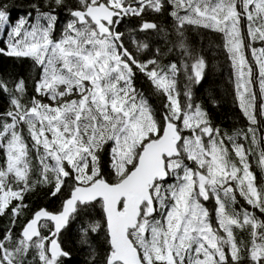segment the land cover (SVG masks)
I'll list each match as a JSON object with an SVG mask.
<instances>
[{"label": "snow or ice", "instance_id": "1", "mask_svg": "<svg viewBox=\"0 0 264 264\" xmlns=\"http://www.w3.org/2000/svg\"><path fill=\"white\" fill-rule=\"evenodd\" d=\"M31 7L34 15L13 22L0 2V54L30 59L39 70L31 96L25 79L12 87L0 80L10 96L0 112V216L10 209L11 217L0 236V264H65L70 253L61 233L97 206L108 246L103 264H264V135L257 136L264 123V0H43ZM57 9L70 17L59 37ZM165 11L171 32L146 18ZM125 18L139 19L127 42L119 30ZM201 28L222 36L246 130L222 132L193 99L207 63L187 33ZM153 35L170 47L139 59ZM173 52L177 60L158 59ZM137 73L163 97L159 114L136 87ZM38 185L69 195L56 212L36 210L17 234L25 193ZM100 229L99 221L84 220L82 242Z\"/></svg>", "mask_w": 264, "mask_h": 264}, {"label": "trees", "instance_id": "2", "mask_svg": "<svg viewBox=\"0 0 264 264\" xmlns=\"http://www.w3.org/2000/svg\"><path fill=\"white\" fill-rule=\"evenodd\" d=\"M0 2L8 5V11L13 22L30 12L34 15V10L31 7L33 3H41V6H43V0H0ZM72 2L73 0H69V3ZM57 14L59 17V24L54 35L59 37L67 19L70 17H68L66 11H61L59 9H57ZM146 18L154 20L162 27L167 28L169 32L172 31L173 19L168 15L167 11L162 15L149 13ZM138 23V18H125L119 26V30L125 32L126 42L130 33L135 34L132 33V29L136 28ZM138 35L141 38L144 36L143 33H139ZM187 35L194 50L201 52L207 63L202 81L199 84L192 85L191 90L193 92L194 101L207 111L212 123L219 127L222 132H227L231 135L241 129L246 130L249 127V122L238 106V101L235 96V74L227 58L226 51L223 48L221 34L201 28L190 29ZM168 39L172 40L174 37L169 36ZM147 42L150 44V49L142 53H137L139 59L153 58L157 47L165 53L170 47L164 39L156 35L151 36ZM0 47H5L2 40H0ZM128 47L135 51L134 46L130 42H128ZM158 59H160L163 64H168L170 61L178 59V53L173 52L163 57H158ZM38 71V68L34 67V63L30 59H17L15 57H8L0 54V80L8 81L9 87H12L15 81L21 78L25 79L28 84V96L35 94L33 91V80L34 78H38ZM185 83L186 77L181 75L179 87L182 90ZM135 85L148 96L154 110L159 114L163 110V97H158L153 94V87L143 74L137 73ZM254 88L257 92L259 91L257 85H255ZM181 99L183 100V96ZM45 102L48 101L45 100ZM9 107V94L0 91V112L7 111ZM257 127V136L259 138V136L264 135V123ZM25 136H27L26 130ZM29 143H31L30 140ZM250 159L253 170L259 177L261 173L259 167L256 165V157L252 156ZM3 160V153L0 152V164L3 163ZM109 162V155L107 153L103 154L102 165L106 172L110 171L108 167ZM32 178L37 179L38 177L34 173ZM52 190L51 186L38 185L34 190L25 193L23 202L28 205V208L24 209V215L17 218V223L14 227L15 233L18 234L20 232L23 224L31 218L36 210L40 208H46L52 212L60 210L63 200L69 195V191L62 189V194L52 196ZM238 200L241 206L252 210L239 196ZM12 203L14 205L18 203V201H13ZM205 206L209 207L211 210L213 208V202H205ZM9 213L10 209L5 215L0 216V236H2L4 230L10 226L11 217ZM261 218H264V216ZM86 219L99 221L101 223V229L97 233H89L87 238L88 242L84 243L82 242L80 234V225ZM244 238H247L246 235ZM61 243L62 247L70 253L69 257L63 258L65 264H103V257L108 246L105 243V229L103 227L100 208L97 206L95 209L82 212L76 220L71 221L68 227L61 233ZM93 253L95 254V261L92 259Z\"/></svg>", "mask_w": 264, "mask_h": 264}, {"label": "rangeland", "instance_id": "3", "mask_svg": "<svg viewBox=\"0 0 264 264\" xmlns=\"http://www.w3.org/2000/svg\"><path fill=\"white\" fill-rule=\"evenodd\" d=\"M257 46V48H259L260 47V45L259 44H256ZM254 64V63H253ZM256 71L258 72V69H256ZM256 85L258 86V89H259V85H258V82L256 83Z\"/></svg>", "mask_w": 264, "mask_h": 264}]
</instances>
